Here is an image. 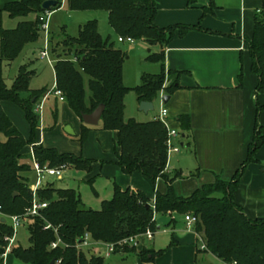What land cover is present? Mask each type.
Instances as JSON below:
<instances>
[{
	"label": "trees",
	"instance_id": "obj_1",
	"mask_svg": "<svg viewBox=\"0 0 264 264\" xmlns=\"http://www.w3.org/2000/svg\"><path fill=\"white\" fill-rule=\"evenodd\" d=\"M49 0H7L0 9V256L5 253L6 237H13L14 229L7 218L24 216L32 208L34 196L28 175L34 170L31 155L25 150L33 146L34 158L42 167L67 166L87 174L93 171L94 161L71 153H60L56 148L38 146L40 115L37 104L48 92L47 88L32 90L30 83L34 72L21 67L14 84L9 88L4 78V65L19 59L26 48L40 42L42 26L47 12L42 9ZM51 12L62 7L63 0ZM72 12L101 11L108 14V23L115 35L145 42L150 49L166 47L176 30L184 36L195 27L176 26L161 29L156 26L158 13L156 0H67ZM4 14L12 20L21 19L14 29L4 28ZM34 16V20H29ZM52 41V39H51ZM252 72L258 78V97H264V0L255 15L254 34L247 39ZM54 71L56 88L74 114L81 119L92 114L100 105L106 110L101 130L117 133V165L126 175L140 173L153 183L163 179L165 193H156L151 200L145 193L123 190L114 185L113 198L102 202L101 210L82 209L81 195L73 189L44 186L37 193V202L47 204L39 216L27 218L30 246H14L11 254L23 264H104L105 257L93 251L97 244L118 245L120 242L158 230L157 217L170 219L169 227L178 224V218L192 215L198 219L196 234L211 253L226 264H264V220H251L234 201L246 167L256 163L257 153L264 146V126L259 115L264 111L260 98L256 103L258 118L253 142L248 147L245 163L231 181L218 178L213 184L204 185L188 197H180L174 187L183 179L181 172L167 173L169 161L166 126L159 120L141 123L126 120V97L135 93L138 102L155 103L162 93L172 96L181 88L182 72L166 74L165 55L155 53L149 61L160 65L155 75H143L140 85L127 87L124 83V64L127 54L117 48L112 37L104 38L97 20L89 21L80 28L77 37L66 35L61 42ZM57 53L54 47L52 54ZM89 92V93H88ZM10 102L20 108L29 123L30 136L26 138L6 114L2 103ZM181 135L185 139L192 134L191 119L178 118ZM83 123V121H82ZM92 127L83 123L79 137L83 145ZM29 161V162H27ZM195 175V174H194ZM93 183V182H91ZM50 226L49 229L47 227ZM90 235L92 248H80L85 235ZM59 240L62 244L53 249ZM175 242L172 241L170 247ZM120 249L117 248V252ZM165 250H143L140 257L152 262ZM199 251L201 243L199 240ZM124 254L136 253L135 248H125ZM151 256V257H150Z\"/></svg>",
	"mask_w": 264,
	"mask_h": 264
},
{
	"label": "crops",
	"instance_id": "obj_2",
	"mask_svg": "<svg viewBox=\"0 0 264 264\" xmlns=\"http://www.w3.org/2000/svg\"><path fill=\"white\" fill-rule=\"evenodd\" d=\"M6 2L7 0H4L0 8L4 7ZM156 5L157 27L161 29L176 26L195 27L184 36L176 30L166 47L153 48L150 51L164 53L167 72L183 73L179 82L181 88L171 96L165 107L169 112L168 123L171 128L181 134L178 118L186 115L191 119L192 134L186 140H183L185 136L181 135L179 142L181 150L169 156L167 173H182L183 179L176 181L174 187L180 197H188L204 185L215 183L218 178L231 181L247 160L248 147L253 142L258 118L256 103L260 98L264 104V97H258V78L252 72V59L246 40L253 37L255 15L262 6V0H156ZM112 32L114 33L113 30ZM108 37L113 38L110 34L104 38ZM113 41L119 48L118 44L121 43L118 42L115 33ZM40 42L46 43L45 34ZM128 45L133 46L135 43ZM144 46L149 48L146 43ZM159 73L155 68L154 74ZM54 76L55 83L53 88L48 90L45 103L49 101L51 95L49 92L56 87L55 71ZM124 83L127 87L134 88L127 85L125 71ZM140 83L141 77L137 81V84ZM162 95L165 96L164 93ZM43 99L36 106L40 121L43 110L39 112L38 107L41 104L45 105ZM58 100L61 101L60 98H57ZM61 102L73 113L71 118L76 126L74 131L78 130L80 137L83 129L81 119L65 101ZM56 103L52 106L55 120L58 117ZM4 104L9 105L8 109L12 115L6 114L14 124L15 121L22 124V129L19 126L17 128L29 138L31 130L24 112L13 103L3 102L2 105ZM157 104L162 107L161 100H158L154 103L153 112L156 111ZM136 105L135 115L138 117L143 115V120H148L141 123L152 121L157 116L155 114L151 118L153 112L147 114L141 112L137 96ZM125 117L126 120L137 121L135 117L127 118V107ZM258 120L259 124L264 126V111ZM42 131L39 132L38 145L54 148L45 145ZM116 144L117 133L101 130L99 125L92 127L86 143L83 145L80 143L78 151L71 153L94 161L93 171L87 174L89 182L97 183L99 179H105L113 183V193L114 185L117 184L124 191L128 189L141 191L153 201L156 193L166 192L167 185L163 179L153 183L140 173L124 174L116 164L118 153ZM32 148L33 146L28 147L25 154L32 155L34 152ZM57 150L60 153H70ZM256 158L258 162L246 167L234 193V201L251 220H264V146ZM31 173L35 174L36 181L35 171ZM0 220L3 221V218L0 217ZM157 221L158 230L154 239L141 240L142 245L136 253L105 257L104 246L95 245L93 249L96 248L95 253L100 251L99 254L105 257L104 264H226L211 253L199 251V236L194 229L187 228L184 219H178V224L171 227L168 226L170 219L167 217L159 216ZM17 240L18 234L16 242ZM172 241L175 245L170 247ZM143 250L165 251L154 261L144 262L140 257ZM15 261L12 254L6 259L0 256V264H16Z\"/></svg>",
	"mask_w": 264,
	"mask_h": 264
},
{
	"label": "rangeland",
	"instance_id": "obj_3",
	"mask_svg": "<svg viewBox=\"0 0 264 264\" xmlns=\"http://www.w3.org/2000/svg\"><path fill=\"white\" fill-rule=\"evenodd\" d=\"M4 0H0V7L3 5ZM3 8V7H2ZM0 8V9H2ZM47 23L49 25V50H50V58H43L41 52L45 49L46 43L40 42L35 45H30L26 48L23 55L17 59L15 62L11 64L4 65V78L6 79V84L9 88H11L19 75V70L21 67H28V71L34 72L32 75V80L30 83V88L33 90H40L43 87H47L48 90L53 88L55 83L54 76V66L57 63L58 55L63 53V47L61 42L64 40L66 35L71 37H77L79 35L80 28L84 26L89 21L97 20L99 23V29L101 34L104 37H107L109 34L113 36L114 33L109 26L108 23V15L106 12L101 11H85V12H72L67 6V0H63L62 7L57 11L47 13ZM35 17L31 16L29 20H34ZM22 21L21 19L12 20L9 18L8 14H4V28L6 29H14L16 28L18 22ZM41 36H44L42 33ZM53 36V37H52ZM42 38V37H41ZM112 38V40H113ZM118 38V36H116ZM52 39V41H51ZM135 45L130 46L128 44H118V47L123 50L127 54V58L124 65L125 71V79L128 86L137 87V81L142 79L143 75H155L154 70L157 68L158 73L160 71V67L149 61V57L154 55V52H150L151 49L145 47V43L143 41H135ZM57 49V53L52 54L53 48ZM1 53V46H0ZM54 65V66H53ZM157 66V67H156ZM167 77L168 72L166 71ZM142 75V76H141ZM134 85V86H132ZM52 92V91H51ZM50 93V92H49ZM89 93V92H88ZM48 92L45 94V96ZM58 96L54 94L50 95L49 101L43 105L42 120L40 121V128L43 130L41 134L44 135V140L46 141L45 145H49L56 149L65 152H76L78 151V145H80L79 141V131H74L76 133L75 136H70L66 133L65 129L68 126H71L74 130H76V126L74 124L71 115L73 114L71 111H68L65 107L64 103L61 101H57ZM57 102V103H56ZM56 103L58 105V117L55 120L52 114V106ZM136 94L130 93L127 97L126 107H127V118L135 117L137 121H148L143 120V115H135L137 112L136 108ZM6 113L9 112V105L4 104L3 106ZM162 107H159L157 104V109L155 112L151 114V118L156 114L157 116L160 114ZM39 111V110H38ZM70 112V113H69ZM38 114V112H36ZM75 118V115H73ZM15 121V120H14ZM18 121V120H17ZM16 127L23 128L20 122H16ZM101 126V124H100ZM21 131V130H20ZM38 130L39 132H41ZM23 133V132H22ZM34 147L32 148L33 151ZM33 153V152H32ZM32 156V155H31ZM33 159V158H32ZM33 162V161H32ZM30 178V182L33 184L35 181V174L30 173L28 175ZM47 184L44 186H53L59 189H73L77 191L82 198V209H91V210H101L102 202L108 201L113 198V183L105 180L99 179L97 183H91L87 179V173L78 171L74 168H68L61 179L56 177L48 178ZM31 184V185H32ZM43 186V187H44ZM179 220L183 219V217H179ZM7 222L11 223V219L7 218ZM18 240L15 243V246H21L24 248H28L30 246L29 238V223L24 221L21 227L17 230ZM93 249V248H92ZM97 249L94 248L93 251ZM98 251L97 254H99ZM16 264H23L19 261H15Z\"/></svg>",
	"mask_w": 264,
	"mask_h": 264
},
{
	"label": "built area",
	"instance_id": "obj_4",
	"mask_svg": "<svg viewBox=\"0 0 264 264\" xmlns=\"http://www.w3.org/2000/svg\"><path fill=\"white\" fill-rule=\"evenodd\" d=\"M47 19H42V21H44V24L42 26V32L45 34L46 36V46L45 49L41 52V55L43 58H50V50H49V25L47 23ZM118 42L121 44H133L135 42V40H133L132 38H123V37H118ZM51 94L53 93L55 96H58L60 98L61 101H65L64 96L62 95V93L57 90V88L55 87L53 89L52 92H50ZM48 94L44 97V102L47 100ZM163 97L164 95H161V104H162V108L160 111V114L158 116L155 117L154 120H159L161 121L167 129L168 132V139H167V147H168V155L170 156L173 153H178L181 150L180 147V140H181V134L174 130L173 128H171V126L168 123V117H169V112L166 109L165 105L163 104ZM39 112H42L43 110V104L39 105L38 107ZM175 140H179L178 142H176ZM41 145V144H39ZM38 145V146H39ZM32 158H33V166H34V171L36 173V181L31 185V191L33 193L34 196V203L31 209H29L26 213V215L24 216H13L10 217L11 219V223L14 229V235L13 237H6L5 241L8 243V246L5 249V253L2 255L4 259L7 258V256L9 254H11L13 247L15 246V242H16V236H17V230L21 227L22 223L30 217H37L39 216V212L44 209L47 208V204H40L37 202V193L39 191L40 188H42L45 184H47L48 182V178L51 177H56L58 179H61L64 172L68 169L67 166H62L59 168H48V167H44L42 168L35 160L34 158V152L32 153ZM0 217H3L1 214V209H0ZM187 228L189 230L194 229L195 225L198 222V219L192 215H188L184 218ZM50 226L47 227V229H49ZM154 235L155 233L152 231H147L145 234L137 236V237H133L130 239H126L122 242H120L118 245H109V244H97L98 245H102L104 246L105 249V257H109L113 254H124V249L129 247V248H135L136 250L139 249L141 247V240L143 239H147V240H153L154 239ZM200 243H201V250H206V246L204 241L200 238ZM62 244V241L59 240L57 243H54L52 245L53 249L58 248L59 245ZM92 244L90 241V235L86 234L85 235V240L84 242H82L80 244V248H92ZM117 248L120 249L119 252H117Z\"/></svg>",
	"mask_w": 264,
	"mask_h": 264
},
{
	"label": "water",
	"instance_id": "obj_5",
	"mask_svg": "<svg viewBox=\"0 0 264 264\" xmlns=\"http://www.w3.org/2000/svg\"><path fill=\"white\" fill-rule=\"evenodd\" d=\"M58 5L57 1L49 0L43 3L42 9L49 13L54 8H56ZM171 100V96L165 95L163 97V104L166 106L169 101ZM140 111L144 113L153 112L155 110L154 103L151 102H142L140 104ZM106 110L105 105H100L92 114L83 115L82 121L86 126L89 127H98L101 124L103 114ZM66 133L70 136H75L76 133L74 132V129L71 126L66 127L65 129ZM3 222H5V219H3ZM51 264H56V261H52Z\"/></svg>",
	"mask_w": 264,
	"mask_h": 264
}]
</instances>
